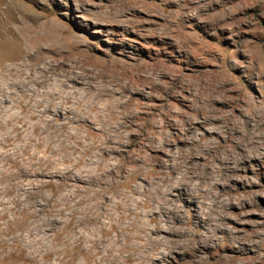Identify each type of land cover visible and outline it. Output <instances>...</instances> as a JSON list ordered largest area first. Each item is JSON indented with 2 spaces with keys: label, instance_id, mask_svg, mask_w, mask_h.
Masks as SVG:
<instances>
[{
  "label": "rangeland",
  "instance_id": "rangeland-1",
  "mask_svg": "<svg viewBox=\"0 0 264 264\" xmlns=\"http://www.w3.org/2000/svg\"><path fill=\"white\" fill-rule=\"evenodd\" d=\"M0 264H264V0H0Z\"/></svg>",
  "mask_w": 264,
  "mask_h": 264
}]
</instances>
